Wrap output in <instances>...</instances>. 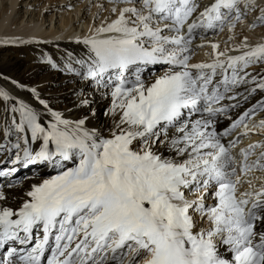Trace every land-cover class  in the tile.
<instances>
[{"label": "snow or ice", "instance_id": "6c2138e0", "mask_svg": "<svg viewBox=\"0 0 264 264\" xmlns=\"http://www.w3.org/2000/svg\"><path fill=\"white\" fill-rule=\"evenodd\" d=\"M86 8L34 58L69 103L0 74V264H264V3Z\"/></svg>", "mask_w": 264, "mask_h": 264}, {"label": "bare ground", "instance_id": "6f19581e", "mask_svg": "<svg viewBox=\"0 0 264 264\" xmlns=\"http://www.w3.org/2000/svg\"><path fill=\"white\" fill-rule=\"evenodd\" d=\"M264 3V0H259ZM88 0H0V39L4 37L20 36L28 38L35 36L41 40L52 41L41 45H18L0 43V74L34 83L42 87L45 93L52 92L59 95V106L69 103L70 97L67 88L63 86V77L49 73L43 68L34 71L36 65L34 58L43 50L52 55L57 54V49H72L67 37L74 31L86 28L89 23L87 11ZM80 21L79 24L74 22ZM249 16L242 24H238L236 31L249 37L251 42L259 40L264 36V29L257 27L249 28ZM61 34L62 40H56ZM209 38L221 41L227 39V33L221 32L213 36L209 33ZM242 36H238L237 40ZM202 53L196 59H201ZM257 67L258 66H254ZM4 81H0L3 84ZM51 84V87L47 86ZM68 88L71 85L67 86ZM70 106V105H69ZM2 167L4 165L2 164ZM1 167V168H2ZM31 176L29 169H21L20 175Z\"/></svg>", "mask_w": 264, "mask_h": 264}, {"label": "rangeland", "instance_id": "374dc122", "mask_svg": "<svg viewBox=\"0 0 264 264\" xmlns=\"http://www.w3.org/2000/svg\"><path fill=\"white\" fill-rule=\"evenodd\" d=\"M2 167V164H0V168ZM26 173V171L25 172H23L21 175H24Z\"/></svg>", "mask_w": 264, "mask_h": 264}]
</instances>
